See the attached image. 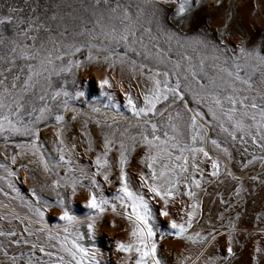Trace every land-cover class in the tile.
Returning a JSON list of instances; mask_svg holds the SVG:
<instances>
[{
    "label": "snow or ice",
    "instance_id": "snow-or-ice-1",
    "mask_svg": "<svg viewBox=\"0 0 264 264\" xmlns=\"http://www.w3.org/2000/svg\"><path fill=\"white\" fill-rule=\"evenodd\" d=\"M201 0H195L199 6ZM219 3V0H217ZM102 10L93 12V28L86 29L83 26L77 35H87L84 42L66 43L61 46L53 42L52 47H46L48 41H52L51 35L48 40L39 39L41 32L50 33V27L39 16L29 15L27 18L19 16L20 9L9 7L6 14L0 15V47H3L5 55L0 56V61L7 64V67H0V137L7 145L8 140L14 136L26 137V142L15 145V153L6 156L7 159L15 163L18 157L30 155L34 157L30 163H38L45 174H51L53 178L50 184L41 185V189L47 187L54 195V204L61 211L58 215L62 224H54L49 228L45 223V209L50 208L48 200L42 199L41 195L31 189L30 200H25L19 196L15 186L10 182L8 187L15 195L13 199H20L28 210V215L20 217L15 213L0 215V221L7 219L11 224L12 220H19L27 224L23 227L24 235L15 239L14 230L0 231V237L12 238L11 243L30 245L32 255L25 258L24 264H97L96 250L92 247H84L80 241L85 239L81 227L86 228V237L89 241L94 235V228L97 220L106 210L117 212V205L123 209V218L128 221L130 231L127 242L117 240L115 249L117 252L124 253L125 257L134 254L131 264H162L157 255V234L161 239L167 235L169 237L181 238L193 244L200 243L204 248L212 245L223 238L225 242V255L217 259L209 256L203 264H227L229 259L234 256V235L240 229L237 221L241 218V212L230 217L227 224H222L224 231L212 229L206 235L196 231L190 234L193 228V221L197 216L200 207L198 193L201 188L213 182L223 183L221 177H225L235 183L230 186L229 201H225L223 195L217 192L219 203L224 206V212L230 213L237 205L243 201V193L254 192L255 188L247 189L243 186V176H237L229 167L231 154L227 147H223L216 138L210 139V133L216 129L223 134L225 142L231 140L233 144L239 142L242 146L249 142L254 148H258L261 155H252L251 160H246L245 165H250L255 161L264 165V71L261 72L260 84L262 90L257 91L251 99L247 93L253 90L250 81V73L241 76V70L251 67L252 72L257 68L264 69V53L258 47L246 49L243 44H237L236 48L227 49L222 47L223 40L219 44H212L203 39L193 38L189 41L188 37H181L180 34L172 29H165L160 23L155 13L151 14L149 23L156 20L157 30L160 37H165L169 44H175L179 49L185 48V43H193L210 52V56L200 59V71L203 72L204 61L211 58L216 63L224 77H208L207 74L201 79L197 78V72L191 64V57L182 53L180 60L168 58V52H161L159 47L155 52L148 48L144 39L137 41L136 23L144 16V7L135 6V20L132 16V5H125L116 0H96L93 6ZM173 19L181 20L187 16L193 8V0H175ZM50 19H55L53 15ZM8 26L10 35H6L4 28ZM144 34H151L150 28L143 29ZM153 40L156 37H151ZM39 39V43H37ZM99 40V44L93 41ZM123 45L124 52L116 51ZM143 56L145 61L154 60L157 67L140 63L137 66L136 60H129L128 53H134L136 57ZM115 47H112V46ZM87 49V55L83 60L76 58V54ZM95 50V51H93ZM233 52L229 57L228 52ZM101 53H104L101 56ZM67 59V63L63 61ZM103 61L106 71L114 69L116 64L129 65L132 72L131 79H136V73L144 78L147 83L139 94L138 103L130 91L123 93L125 105L131 113L130 118L123 116H104L103 124L108 125L109 120L115 122L117 118L126 119L129 128H136L138 132L135 136L128 139L132 142L131 150H135L136 142L143 147L144 153L140 158L142 170L138 173L139 188L134 189L129 182L125 166L128 160L129 146L122 139L119 141V150L116 163L119 169V185L111 201L106 199L98 186L97 176L102 177L105 183H111L109 173L111 170L108 154L111 152L112 145L116 143L113 135L108 132L101 133L102 152H97L92 163L95 166L94 172L85 169H75L69 167L73 151L76 148L73 142L69 145L64 137L66 117L65 112L73 113L72 119L77 115L84 116L76 108L69 107V100L73 99L71 94L64 90V86L53 88L51 77L61 73H69L73 67L79 69L85 63ZM231 61V69L225 67ZM54 61H60L61 66L57 69ZM181 61L186 66L182 67ZM163 65V68L159 67ZM168 65H171L169 68ZM147 67V75L144 69ZM10 74V79L9 75ZM101 89V95H107L111 100V93L106 92L111 87L109 78L97 81ZM243 85L244 87H239ZM129 88L131 85L129 84ZM185 94H188L194 104L203 105L206 108V115L210 120H205V114L195 108H190L185 103ZM83 95L77 91L76 97ZM64 99H61V98ZM259 99V103L257 100ZM37 101L39 103H37ZM51 101V103H49ZM162 105V106H161ZM115 107V105H111ZM89 118L93 119L96 126H101V120L95 119V113L99 108L89 106ZM165 111L168 112L167 118L163 123L157 124L155 118H163ZM49 121L54 129V140L52 151L56 157H45L43 146L39 143L40 125L48 126ZM133 121L135 123H133ZM185 131H182L181 128ZM88 121L85 120L81 126L80 135L84 138L82 143H87L86 151H92L90 133L86 131ZM163 129V135L160 131ZM128 132L124 129L121 132L123 137ZM75 137H73V141ZM211 145V152L207 145ZM247 152V148L244 149ZM0 155H6L0 152ZM27 171V164L21 165ZM63 167L64 175L59 174L58 169ZM146 167V171L143 170ZM207 167V177L205 172ZM0 169L7 172L11 177L13 172L0 164ZM199 176V178H197ZM0 176V180H5ZM253 183L257 181L256 176L249 178ZM83 180L88 184L84 185ZM264 183V182H261ZM77 187L86 188L87 200L84 207L89 213L82 221L71 211L72 200L69 196L61 195L59 189L68 188L71 194H75ZM146 189V192L144 191ZM7 195V193H5ZM187 197L189 203L181 209L179 222L175 219L167 221V231L161 232L156 224L153 209L150 201L158 198L163 206L159 209L160 217L169 216L168 205L170 200H175L177 196ZM5 209L7 205L3 206ZM186 213V218H185ZM218 219L223 220V214ZM256 231L264 236V211L257 213L254 222ZM61 232L63 236H61ZM35 236V240L28 239ZM43 236V239H41ZM52 241H55L53 244ZM58 246V247H57ZM56 248L55 252L48 249ZM41 254L35 255L36 251ZM0 253L7 257L10 264H17L20 257H8L5 247L0 245ZM264 253V249L259 246L254 248L251 257L252 264H257V254ZM22 256L25 254H21ZM203 252L197 256V260ZM42 257H47L43 259ZM67 257V259H66ZM187 259V258H185ZM180 264H185L182 259Z\"/></svg>",
    "mask_w": 264,
    "mask_h": 264
},
{
    "label": "rangeland",
    "instance_id": "rangeland-1",
    "mask_svg": "<svg viewBox=\"0 0 264 264\" xmlns=\"http://www.w3.org/2000/svg\"><path fill=\"white\" fill-rule=\"evenodd\" d=\"M116 0H110V3H115ZM125 5H132V16L135 20V6L142 5L144 7V16L136 23V38L139 41L144 39L148 48L155 52V47H159L161 52H168V58L172 60H180L181 54H187L191 57V64L194 66L197 72V78L201 79L204 74L208 77H224V73L220 72L214 64L216 63L211 58L204 61L203 72L200 71V59L205 56H210V52L202 47H198L193 43H185L184 49H179L174 43L169 44L165 37H160L157 30L156 20L153 19L149 23V19L152 13H155L159 18L160 23L165 29H172L180 34L181 37H188L189 41L193 38L203 39L211 42L212 44H219L223 40L222 47L227 49H235L237 44H243L246 49L258 47L262 53H264V0H201L199 6H196L195 0H193V8L191 12L185 16L183 21L173 19V12L175 9V0H120ZM96 0H0V15L6 14L9 7L20 9L19 16L27 18L29 15L39 16L41 20L46 22V25L50 27V33L41 32L39 39L45 41L48 40V36L51 35L52 41H48L46 47L51 48L53 42L59 44L63 49V45L66 43L84 42L87 40V35H77L83 26L86 29L93 28V12H99L102 10L96 9ZM55 16V19L50 17ZM150 28L151 34H144L143 29ZM6 35H10L8 26L4 28ZM151 37H156L153 40ZM39 39L37 43H39ZM99 44V40L93 41ZM112 47H115L114 45ZM139 49V44H137ZM141 56L136 57L134 53H128L129 60H136L137 66L140 63H145L152 67H157L154 60L145 61L143 56V49ZM95 51V50H93ZM117 52L123 53V45L116 48ZM233 52L226 53L227 56H231ZM5 55L3 47H0V56ZM87 55V49H82V52L76 54V58L83 60ZM104 53H101L103 56ZM67 63V59L63 61ZM55 67L58 69L61 66L60 61H54ZM182 67L186 66L184 61H181ZM225 67L231 69V61L229 60ZM0 67H7V64L0 61ZM159 67L163 68V65ZM170 68L171 65H168ZM145 76L147 75V67L144 69ZM234 71V70H233ZM264 69L257 68L255 72H252L251 67L241 70V76H245L250 73V81L253 85V90L247 93L249 98L256 95L257 91L262 90L260 84L261 72ZM9 79H10V74ZM107 76L111 82V87L105 91L111 93V100L107 95H101V89L97 84V81ZM132 72L129 71V65L116 64L114 69L106 71V65L101 61H94L91 63H85L83 67L77 69L73 67L69 73H61L60 75L52 76L53 88L64 86V90L69 92L73 99L69 100V107L76 108L80 112L85 113L84 116L77 115L75 120L72 119L73 113L71 111L65 112L66 117L64 137L66 142L71 145L73 142L76 145L75 150L71 158L69 167L75 169H85L89 172H94L95 166L92 161L95 158L97 152H102V138L101 133L108 132L113 135L116 143L112 145V151L108 154V160L110 162L109 180L111 183H105L102 177L97 176L98 186L101 193L106 199L111 201L112 196L115 194L119 185L118 175L119 169L116 163L119 150V141L122 139L129 146L128 160L125 166V170L128 174L130 185L137 189L139 188L138 173L142 170V166L139 161L144 153L143 147L139 144V140L136 142L135 150H131L132 142L128 139L130 136H135L138 132L136 128H129L128 121L126 119H119L115 122L109 120L108 125L103 124L104 116L111 118L112 116H123L126 118L131 117V113L128 111L123 93L130 91L133 98L138 102L139 94L143 87L147 83L144 78L136 73V79H131ZM129 84L131 88H129ZM239 87H244L239 85ZM80 91L83 95L76 97L75 93ZM185 103L190 108H195L205 114V120H210L206 115V108L200 104H194L191 97L185 94ZM61 99H64L63 97ZM37 103H39L37 101ZM51 103V101H49ZM259 103V99L257 100ZM111 105H115L112 107ZM89 106L99 108V112L95 113V119L101 120V126L97 127L94 120L89 118L88 113L90 111ZM162 106V105H161ZM168 112L165 111L163 118L157 116L155 118L157 124L163 123V120L167 118ZM88 121V128L86 131L90 133L89 139L92 144V151H86L88 148L87 143H82L83 137L80 135L81 126L84 121ZM133 123H135L133 121ZM39 143L43 146V154L47 158L49 156L56 157L57 154L52 151V143L54 140L53 127L51 121L48 126L43 124L40 126ZM128 129V132L122 137L121 132L124 129ZM182 131H185L183 127ZM160 135H163V129L160 131ZM73 137L75 140L73 141ZM216 138L221 142L223 147H227L231 154V161L229 167L233 173L237 176H243V186L247 189L255 188L254 192L243 193V201L237 205L230 213L224 212V206L219 203V197L216 195L220 192L223 195L225 201H229L230 186L235 182L230 181L225 177H221L223 183L213 182L204 185L198 193V199L200 200V207L197 211V216L193 221V228L190 230V234L199 231L202 235H206L212 229H219L224 231L221 227L222 224H227L230 217L235 216L237 212H243L241 218L237 221L240 229H246L249 235H245L244 231H238L234 235V256L229 259L227 264H252L251 257L254 254V248L256 246L264 249V236L260 235L254 228L255 217L257 213L264 211V165L259 160L250 165H245L246 160H251L252 155L257 157L261 155L258 148H254L249 142L246 145H241L239 142L233 144L229 139L225 142L223 134L219 133L216 129L210 133V139ZM26 137L14 136L11 137L7 145L2 137H0V152L6 155H0V164L11 169L13 175L7 176V172L4 169H0V176H4L5 180H0V215L6 213H15L20 217L28 215L27 208L23 205L20 199H13L15 193L8 187L6 181H10L16 188L19 196L25 200H30L31 189H35L42 197V199L48 200L52 205L50 208L45 209V223L51 228L54 224H62L59 221L58 215L61 209L54 204V195L51 189L45 187L41 189V185L50 184L51 180L55 178L51 174H45L38 163H30L35 158L30 155L18 157L15 163L7 159L6 156H10L15 153V145L17 143L26 142ZM245 147L247 152L244 151ZM207 149L211 152L212 146L207 145ZM27 164L28 169L25 170L21 165ZM146 171V167H143ZM61 176L64 175L63 167L58 169ZM256 176L258 179L253 183L249 178ZM199 178V176H197ZM205 179L207 177V167L205 172ZM84 185L88 184L87 180H83ZM61 195L65 198L71 197V211L77 215L82 221L89 213V210L84 207L87 200L86 188L77 187L75 194H71V190L68 188L59 189ZM146 192V189L144 190ZM7 193V195H5ZM187 197L177 196L175 200H170L168 205L169 216L160 217L159 209L163 206L162 202L158 198H154L150 201L153 214L155 217V224L161 232H166L167 221L169 219H175L177 222L180 220L181 209H184L186 204L189 203ZM7 205L5 209L3 206ZM223 214V220L218 217ZM186 218V213H185ZM27 224V220L21 223L19 220H12L11 224L7 219L0 221V231L14 230L16 233L15 239H18L23 233V227ZM81 231L85 234V239L80 241L84 247H92L96 250L97 264H131L134 259V254L130 257H125L124 253L117 252L115 249V242L117 240L127 242L129 240L130 225L127 220L123 218V209L117 205V212L113 213L111 210H106L103 215L97 220L94 235L91 241L86 237V228L81 227ZM61 236L63 233L61 232ZM12 238L6 239L0 237V245L5 247L8 257L17 256L20 259L17 264H24L25 258L32 255L30 245L23 243L13 244ZM28 239L35 240L36 237L32 236ZM43 239V236H41ZM157 242V255L162 261V264H180L182 259L185 260V264H203L209 256H214L217 259L222 258L224 253L225 242L223 238H218L212 245L204 248L200 243L193 244L190 241H185L181 238L169 237L165 235L162 239L157 234L155 237ZM54 244L55 241H52ZM58 247V246H57ZM55 252L56 248L48 249ZM203 252L200 260H197V256ZM25 255H21V254ZM36 256L41 254L37 250ZM47 259V257H42ZM187 258V259H185ZM67 259V257H66ZM0 264H10L7 257L3 253H0ZM223 264V262H222ZM257 264H264V253L257 254Z\"/></svg>",
    "mask_w": 264,
    "mask_h": 264
}]
</instances>
